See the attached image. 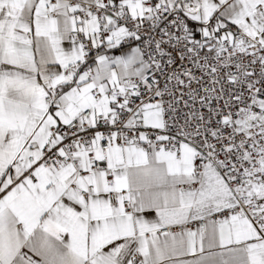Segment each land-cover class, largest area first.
<instances>
[{
    "label": "snow or ice",
    "instance_id": "6c2138e0",
    "mask_svg": "<svg viewBox=\"0 0 264 264\" xmlns=\"http://www.w3.org/2000/svg\"><path fill=\"white\" fill-rule=\"evenodd\" d=\"M0 264H264V0H0Z\"/></svg>",
    "mask_w": 264,
    "mask_h": 264
},
{
    "label": "built area",
    "instance_id": "2783aa9c",
    "mask_svg": "<svg viewBox=\"0 0 264 264\" xmlns=\"http://www.w3.org/2000/svg\"><path fill=\"white\" fill-rule=\"evenodd\" d=\"M201 224L200 221H192L187 225V229L189 230H195L199 227V225ZM176 231H180L179 228L175 229Z\"/></svg>",
    "mask_w": 264,
    "mask_h": 264
},
{
    "label": "crops",
    "instance_id": "0c3cea01",
    "mask_svg": "<svg viewBox=\"0 0 264 264\" xmlns=\"http://www.w3.org/2000/svg\"><path fill=\"white\" fill-rule=\"evenodd\" d=\"M196 230V229H195ZM195 230H192V231H195Z\"/></svg>",
    "mask_w": 264,
    "mask_h": 264
}]
</instances>
